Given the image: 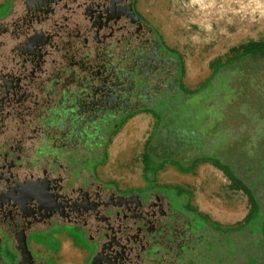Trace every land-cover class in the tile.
<instances>
[{
	"label": "flooded vegetation",
	"instance_id": "1",
	"mask_svg": "<svg viewBox=\"0 0 264 264\" xmlns=\"http://www.w3.org/2000/svg\"><path fill=\"white\" fill-rule=\"evenodd\" d=\"M4 4L0 264H58L65 245L72 264H239L241 244L264 247V132L238 130L240 107L264 122V54L193 88L139 0ZM139 114L150 117L142 181L101 178L111 143ZM201 160L250 200L233 227L149 171L170 162L190 172Z\"/></svg>",
	"mask_w": 264,
	"mask_h": 264
},
{
	"label": "rangeland",
	"instance_id": "2",
	"mask_svg": "<svg viewBox=\"0 0 264 264\" xmlns=\"http://www.w3.org/2000/svg\"><path fill=\"white\" fill-rule=\"evenodd\" d=\"M223 1L227 2L224 8L204 14L202 10H197L196 2L190 6V0H139L141 11L160 30L166 41L181 53L186 66L187 81L193 88L209 81L211 75L218 69L235 65L238 60L244 58L242 47L247 43L264 42V0H231L229 3L230 0ZM3 2L5 3L6 0H0V4ZM4 3L0 11L5 13L9 6ZM240 111L245 116L243 114L240 117L238 130L264 132V122L258 116L255 117L252 110L240 107ZM142 119L145 122L143 125L132 124ZM149 121L150 117L147 114H139L123 127L124 129L131 126L134 129L131 138L134 143V165L117 159L110 162L109 154L99 166L101 178L116 179L122 186L138 185L142 181L145 170L141 161L146 148L145 131ZM123 129L120 132H123ZM103 166L109 175L101 174L100 169ZM204 168L210 170L206 176L203 173ZM176 169L173 163L167 162L156 167L152 166L149 171L156 175L159 182L176 184L180 185V188L188 189L192 194L193 204L225 226L233 227L247 213L250 200L227 171L204 160L199 161L190 172H179L177 171L179 169ZM170 171L178 172L180 175L165 177L164 175ZM215 171L221 176V186L213 190L215 187L211 175ZM154 178L149 176L147 180ZM210 190L213 191L209 196L216 205L208 207L200 198ZM249 243L240 246L239 264H256L257 250L264 253V247L257 242L251 243L255 246V251L249 248ZM73 253L71 249L68 252L62 251L61 257H67L68 260L66 264H72ZM61 257L58 253L57 259L60 260ZM59 260L58 264H60Z\"/></svg>",
	"mask_w": 264,
	"mask_h": 264
},
{
	"label": "bare ground",
	"instance_id": "3",
	"mask_svg": "<svg viewBox=\"0 0 264 264\" xmlns=\"http://www.w3.org/2000/svg\"><path fill=\"white\" fill-rule=\"evenodd\" d=\"M195 2H196L197 10L198 11L202 10L204 14L205 13L210 14L214 10H217L219 8H224L226 3H227V2L225 3L223 0H190V2H189L190 6H192V4ZM229 2H231V0L228 1V3ZM144 123L145 122L142 119V120H137L132 124L143 125ZM132 124H130V125H132ZM123 130H124L123 132H121L120 134L117 135L116 138H114L113 142L111 143L112 145H110V148H109V154L111 156L110 162H113L117 159V160H121L123 162H128V163L134 165L133 164V162L135 160V153H133V151H134L133 144L134 143L131 140V138L134 134L133 133L134 129L131 126H127V128H124ZM204 171H206V172H204ZM204 171H203L204 176H206L207 172H210V170L207 171L205 168H204ZM172 175L177 176L180 174L178 172H175V171H170V172L166 173L164 176L169 177ZM162 178H164V177H162ZM199 178H200V176H199ZM211 178L213 179V183H214V187H215L213 190L218 189V187L221 186V181H220L221 176H219L218 172L215 171L214 174L211 175ZM218 182H220V183H218ZM212 191L211 190H210V192L207 191L206 194L200 198L201 200L204 201V203L208 207L216 205V203L213 202L214 200L211 201V198L209 196V194H212ZM214 192H218V191H214ZM69 249L70 248L68 247V245H65V248L63 249V251L68 252ZM59 261H60V264H66L68 260H67V257H65V258L61 257Z\"/></svg>",
	"mask_w": 264,
	"mask_h": 264
},
{
	"label": "trees",
	"instance_id": "4",
	"mask_svg": "<svg viewBox=\"0 0 264 264\" xmlns=\"http://www.w3.org/2000/svg\"><path fill=\"white\" fill-rule=\"evenodd\" d=\"M244 56L248 53H262L264 54V42H249L244 47Z\"/></svg>",
	"mask_w": 264,
	"mask_h": 264
},
{
	"label": "crops",
	"instance_id": "5",
	"mask_svg": "<svg viewBox=\"0 0 264 264\" xmlns=\"http://www.w3.org/2000/svg\"><path fill=\"white\" fill-rule=\"evenodd\" d=\"M59 254H61V252H59ZM58 254H55V256H57Z\"/></svg>",
	"mask_w": 264,
	"mask_h": 264
}]
</instances>
